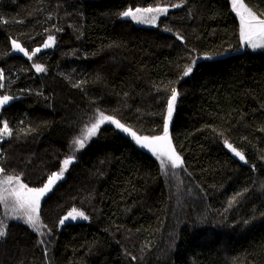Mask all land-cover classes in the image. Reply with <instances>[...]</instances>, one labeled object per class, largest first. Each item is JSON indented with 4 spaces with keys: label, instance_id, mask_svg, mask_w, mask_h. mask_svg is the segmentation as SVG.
Here are the masks:
<instances>
[{
    "label": "trees",
    "instance_id": "trees-1",
    "mask_svg": "<svg viewBox=\"0 0 264 264\" xmlns=\"http://www.w3.org/2000/svg\"><path fill=\"white\" fill-rule=\"evenodd\" d=\"M243 2L264 13V0ZM177 4L154 28L120 15ZM13 39L41 51L29 60ZM0 71L14 99L0 112L4 173L42 187L74 158L40 202L49 240L11 221L0 264H264V51L241 42L231 0H0ZM172 88L181 167L164 173L109 122L76 150L100 112L163 135ZM73 208L88 219L60 225Z\"/></svg>",
    "mask_w": 264,
    "mask_h": 264
},
{
    "label": "snow or ice",
    "instance_id": "snow-or-ice-1",
    "mask_svg": "<svg viewBox=\"0 0 264 264\" xmlns=\"http://www.w3.org/2000/svg\"><path fill=\"white\" fill-rule=\"evenodd\" d=\"M232 10L239 17L240 21V39L243 44L253 50L257 48H264V13H258L251 7H248L243 0H231ZM181 5H173V7H180ZM168 12L167 7H161L159 5L154 7H136L128 8L127 10L120 13L122 17L131 18L137 23L155 24L160 15H164ZM152 14V15H148ZM180 38V37H178ZM55 38L49 36L47 41L43 44L44 48H50L54 45ZM12 48L15 51L23 53L29 60H31L37 53L41 51L40 48L35 50L27 51L20 45L15 39L11 41ZM194 63V62H193ZM33 67L37 72H43L45 69L40 64H33ZM192 72V67L188 66L184 70V76L189 75ZM4 79L3 72H0V81ZM78 86V85H77ZM4 87L0 84V88ZM178 92L175 88L171 89V96L167 102V118L163 125V135L140 136L137 135L136 131H133L130 127L125 126L120 120L115 119L111 115H105L100 112L95 122L91 123L90 126L86 127L83 134L73 141L76 146V150L83 149L89 139L97 135L101 126L105 122H109L115 125L116 128L122 130L132 137V139L143 148H147L157 156V158L166 157L167 161L171 163V167H181L183 161L180 155H178L172 145V141L169 136V122L172 119L174 106L177 100ZM12 99L9 95H0V107H3ZM11 130L9 129L8 123L3 122L2 128H0V137L10 136ZM226 146L237 156L240 160L245 161V156L237 151L231 144L225 141ZM73 157H68L63 161V167L53 172L47 177V182L42 187H29L26 183L21 182L19 176L8 175L5 179L0 180V204H3L5 208H10L13 219L22 220L23 223L30 226L34 231L39 232L40 225V202L41 198L51 190L54 183L63 178L64 172L68 166L72 163ZM163 160L161 166L163 167ZM4 168L0 167V173H4ZM231 203V202H230ZM84 220L88 219L83 211H77L75 208L72 209L67 215L60 219V225H63L66 220L71 218L76 220L77 218ZM6 236V231L3 227H0V238ZM42 242V241H41Z\"/></svg>",
    "mask_w": 264,
    "mask_h": 264
},
{
    "label": "rangeland",
    "instance_id": "rangeland-1",
    "mask_svg": "<svg viewBox=\"0 0 264 264\" xmlns=\"http://www.w3.org/2000/svg\"><path fill=\"white\" fill-rule=\"evenodd\" d=\"M161 7H167L168 8V12L164 15H160L156 21V23L153 25V24H147V23H137L135 21H133L131 18H127V17H122L123 20H130V21H133L137 26H140V27H143V28H154L157 23L159 22V20L162 18V17H165L167 16L170 12H172L173 10H176L178 9L179 7H168V6H161ZM134 10V9H133ZM148 15H152V14H148ZM54 46V45H53ZM52 46V47H53ZM50 47V48H52ZM47 49V48H45ZM252 51H264V48H257L255 50H253L252 48H250ZM1 72V71H0ZM0 84H3V81H0ZM107 123V122H105ZM3 126V122L0 124V128H2ZM9 136H3V137H0V146L2 144L3 141H5L6 139H8ZM91 139V138H90ZM89 139V140H90ZM139 145V144H138ZM140 146V145H139ZM141 147V146H140ZM143 148V147H141ZM145 149V148H143ZM147 149V148H146ZM229 149V148H228ZM229 151L233 154L234 157H236L237 159H239V157H237L230 149ZM151 152V151H150ZM155 156V155H154ZM157 158V156H155ZM160 163L164 162L163 164V169H164V173H168L169 170H171L173 167H171V163L169 161H167L166 157H161V158H157ZM240 160V159H239ZM0 180H3L5 179L8 175L6 173H0ZM13 176V175H11ZM15 177V176H14ZM21 179V178H20ZM21 182L25 183L22 179H21ZM3 209H4V216H3V219L2 221H0V227H3L6 231V228H7V225L11 222V221H18V222H21L23 223L22 220H18V219H13L11 218L12 217V213L10 211V208H5V206L3 204H1ZM25 224V223H24ZM40 229H39V232H36L34 231L32 228V230L39 236V239H40V243L42 246H44L46 244V241L49 240V237H48V233H47V230L43 227V225L41 224L40 222ZM30 227V226H29ZM42 241V242H41Z\"/></svg>",
    "mask_w": 264,
    "mask_h": 264
},
{
    "label": "water",
    "instance_id": "water-1",
    "mask_svg": "<svg viewBox=\"0 0 264 264\" xmlns=\"http://www.w3.org/2000/svg\"><path fill=\"white\" fill-rule=\"evenodd\" d=\"M13 103H14V99L12 98L7 104H5L3 107H0V112H1L3 109H5V108H7L8 106H10L11 104H13ZM171 121H172V119H171ZM171 121L169 122V131H170V126H171ZM169 136H170V132H169ZM64 179H65V176L63 175V178L57 180V181L54 183V185L52 186L51 190L48 191V192H47V193L41 198V200L43 201V199L45 198V196H47L48 194H50V193L56 188L57 185H59L60 183H62V182L64 181ZM67 222H69V219L66 220L64 224H66ZM64 224H63V225H64ZM63 225H62V226H63Z\"/></svg>",
    "mask_w": 264,
    "mask_h": 264
},
{
    "label": "bare ground",
    "instance_id": "bare-ground-1",
    "mask_svg": "<svg viewBox=\"0 0 264 264\" xmlns=\"http://www.w3.org/2000/svg\"><path fill=\"white\" fill-rule=\"evenodd\" d=\"M24 57H26V56H24ZM51 171V170H50ZM50 171H47V174H51V172ZM54 172V171H53ZM57 172V171H56ZM47 174H45V175H47ZM0 176H2V175H0ZM65 176V175H64ZM45 177V176H44ZM66 179V178H65Z\"/></svg>",
    "mask_w": 264,
    "mask_h": 264
}]
</instances>
